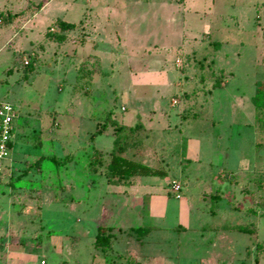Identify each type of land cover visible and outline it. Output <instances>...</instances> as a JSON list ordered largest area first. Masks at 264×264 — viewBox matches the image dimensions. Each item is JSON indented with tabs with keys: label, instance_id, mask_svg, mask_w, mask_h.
Returning a JSON list of instances; mask_svg holds the SVG:
<instances>
[{
	"label": "rangeland",
	"instance_id": "rangeland-1",
	"mask_svg": "<svg viewBox=\"0 0 264 264\" xmlns=\"http://www.w3.org/2000/svg\"><path fill=\"white\" fill-rule=\"evenodd\" d=\"M263 82L264 0H0V264H264ZM115 138L167 175L108 184Z\"/></svg>",
	"mask_w": 264,
	"mask_h": 264
},
{
	"label": "trees",
	"instance_id": "trees-1",
	"mask_svg": "<svg viewBox=\"0 0 264 264\" xmlns=\"http://www.w3.org/2000/svg\"><path fill=\"white\" fill-rule=\"evenodd\" d=\"M41 6V4L39 5ZM58 27L63 31H67L70 29H74L76 27L75 23H70L64 20H60L58 22ZM57 41H63V37L61 35H58L56 38ZM214 86H220V80L216 79L214 82ZM252 100L254 102V105L256 108H260L262 104H264V82L259 85L257 90L255 91L254 95L252 96ZM107 126V121H104L100 127L91 135V138L94 137L98 132H103ZM136 127V126H135ZM133 127V128H135ZM125 128V125H119L118 127H115V130H121ZM12 142L9 144L11 146ZM126 149L123 144L119 143V140L115 138L113 140V147L109 153L110 157L106 164V182L108 184H123V183H130L132 179L135 176H159V177H165L167 175V171L163 168H155L152 166H149L148 164L134 160L128 156H126ZM49 159L52 162H59L54 157L49 156H39L34 162H32L29 167H27V170L36 167L39 168L41 163ZM66 161V160H65ZM65 161H62L63 163ZM93 171L96 170L95 167L92 169ZM218 194V191H217ZM219 196V194H218ZM110 228L105 226H98L97 228V234L95 236V240L93 242V245L97 249H107L110 247V238L111 235L109 233ZM135 232L138 234H145L148 232V228L145 227H137L133 228ZM238 231H248L252 234H255V230L248 229L243 226L237 227Z\"/></svg>",
	"mask_w": 264,
	"mask_h": 264
},
{
	"label": "built area",
	"instance_id": "built-area-1",
	"mask_svg": "<svg viewBox=\"0 0 264 264\" xmlns=\"http://www.w3.org/2000/svg\"><path fill=\"white\" fill-rule=\"evenodd\" d=\"M16 117V109L8 101H0V173L6 167L5 161L9 159L10 143L13 138L14 119ZM180 185L174 183L173 192L177 198L180 197L178 191Z\"/></svg>",
	"mask_w": 264,
	"mask_h": 264
},
{
	"label": "crops",
	"instance_id": "crops-1",
	"mask_svg": "<svg viewBox=\"0 0 264 264\" xmlns=\"http://www.w3.org/2000/svg\"><path fill=\"white\" fill-rule=\"evenodd\" d=\"M126 125V124H125ZM127 126H129V125H127ZM130 127H133V126H130ZM141 129V128H140ZM141 130H143V129H141ZM149 134H150V136L152 135V131H149ZM149 136V137H150ZM149 137H147V138H149ZM153 136H151V138H152ZM146 138V139H147ZM12 140H13V138H12ZM157 140V139H156ZM193 142H191L190 143V141L188 140V142L186 143V145H185V152H184V155H183V157L185 158V159H187V160H189V161H191L193 158L195 159L196 158V151H195V146L192 144ZM154 146V145H153ZM155 147V146H154ZM195 151V152H194ZM167 171V170H166ZM167 173H168V171H167ZM135 184H136V181H135V178H133V181L132 182H130V183H123V184H110V185H114V186H131V187H135ZM130 187V188H131ZM124 191H127V190H124ZM216 200H217V204L220 202V198L218 197V196H216ZM127 202H128V197H126V199H125V205L124 206H128L127 205ZM126 211V210H125ZM124 211V212H125ZM252 212H256L255 210H253ZM258 212V211H257ZM126 213V212H125ZM211 213H212V215L213 216H215V214H216V212L213 210V211H211ZM108 226H112V225H108ZM113 226H116L117 227V229H118V231H119V229L120 228H125L126 226H120V225H113ZM186 227L187 226H180V227H178L179 229H186ZM206 227V226H205ZM221 227V226H220ZM219 227V228H220ZM222 227L223 228H225V229H228V226L227 225H222ZM221 227V228H222ZM209 228L210 229H217L218 228V226L216 227V225H214V224H212V225H210L209 226ZM120 232V231H119ZM150 233V231L149 232H147V234H149ZM111 248H114L113 247V245L111 244ZM114 250V249H113Z\"/></svg>",
	"mask_w": 264,
	"mask_h": 264
}]
</instances>
